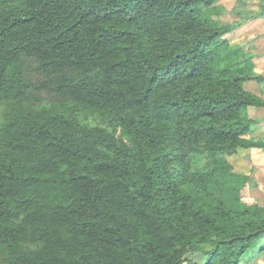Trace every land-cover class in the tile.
Listing matches in <instances>:
<instances>
[{
	"label": "trees",
	"instance_id": "16d2710c",
	"mask_svg": "<svg viewBox=\"0 0 264 264\" xmlns=\"http://www.w3.org/2000/svg\"><path fill=\"white\" fill-rule=\"evenodd\" d=\"M216 1L0 0V264L264 250L257 182L228 159L264 150L244 87L264 75Z\"/></svg>",
	"mask_w": 264,
	"mask_h": 264
},
{
	"label": "rangeland",
	"instance_id": "374dc122",
	"mask_svg": "<svg viewBox=\"0 0 264 264\" xmlns=\"http://www.w3.org/2000/svg\"><path fill=\"white\" fill-rule=\"evenodd\" d=\"M216 4L223 7V9L218 8V10L215 11V18L225 23H236L251 19L250 15L253 9L257 8V4H264V0H217ZM261 27L262 25L258 26L257 29H260ZM238 31L242 33L238 34L239 38L241 39V37H243V31L242 29H239ZM262 34H264V31ZM248 43L246 42V44ZM59 108L60 107H57V109ZM263 114L264 112L259 114V118H264ZM79 118L83 124H103L108 126L106 123L107 121L101 118L97 113L82 111L79 113ZM108 127H110L111 130H114L113 126ZM251 134L253 136L260 137L264 136V131L258 130V128H256L252 130ZM228 159L233 165L235 171L251 175V177H253V179L257 182V186H246L242 190L243 196L254 197L260 204H264V150L257 148L243 149L238 153L228 156ZM263 241L264 240L256 242L255 246H253V249L257 244L259 246V244ZM190 257L193 260L198 261V264H204L205 256L200 252H192ZM241 264H264V250L247 252Z\"/></svg>",
	"mask_w": 264,
	"mask_h": 264
},
{
	"label": "crops",
	"instance_id": "0c3cea01",
	"mask_svg": "<svg viewBox=\"0 0 264 264\" xmlns=\"http://www.w3.org/2000/svg\"><path fill=\"white\" fill-rule=\"evenodd\" d=\"M256 6L257 8L253 9L250 15L251 19L242 21L244 22L242 26L228 32L225 36L232 44H243L244 49L254 55V70L257 73L264 75V34H262L264 31V14L260 13L264 12V4H257ZM260 25H262V27L257 29ZM239 29H242L243 31V37H241V39L238 35L242 34L238 31ZM246 42L250 43L246 44ZM244 87L257 95L264 97V81L260 82L256 79H250L244 82ZM248 110L250 116L257 120L253 129L258 128V130L264 131V118H259V114L264 112V107L249 106Z\"/></svg>",
	"mask_w": 264,
	"mask_h": 264
}]
</instances>
